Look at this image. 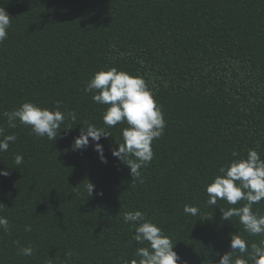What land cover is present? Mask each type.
Returning a JSON list of instances; mask_svg holds the SVG:
<instances>
[{
	"label": "trees",
	"instance_id": "obj_1",
	"mask_svg": "<svg viewBox=\"0 0 264 264\" xmlns=\"http://www.w3.org/2000/svg\"><path fill=\"white\" fill-rule=\"evenodd\" d=\"M0 7L11 20L0 43V126L17 137L0 153V170L10 172L0 176V216L9 221L0 229V264H131L147 246L123 221L135 210L185 264H216L231 251L232 234L251 252L261 238L220 211L244 202L209 205L205 187L248 149L264 159V0H0ZM113 67L143 77L166 123L142 183L111 155L126 125L106 128L107 106L83 91ZM57 101L76 119L66 118L54 141L18 121L9 128L2 115L24 102L55 110ZM88 124L112 134L99 141L107 163L91 143L71 147ZM185 205L199 214H185ZM253 211L264 213V200ZM29 246L31 256L18 254Z\"/></svg>",
	"mask_w": 264,
	"mask_h": 264
},
{
	"label": "clouds",
	"instance_id": "obj_2",
	"mask_svg": "<svg viewBox=\"0 0 264 264\" xmlns=\"http://www.w3.org/2000/svg\"><path fill=\"white\" fill-rule=\"evenodd\" d=\"M10 22L9 15L0 7V43L7 38ZM83 91L92 93L94 103L107 106L102 116L106 128L118 124L126 125L121 129L122 142L111 150V155L128 167L132 179H138L142 183L140 170L152 161V142L161 137L166 127L161 108L157 105L146 81L141 76H132L113 67L106 71H97L87 81ZM59 107V101L55 110L24 102L2 115L7 118L9 128L17 127L18 121L19 124L29 127L37 138L46 137L54 141L65 119H76L75 112L64 113ZM4 131V127L0 126V153L6 152L9 144L17 139L14 134L5 135ZM110 135L112 136L111 132L105 128L88 124L80 129L71 147L74 151H82L91 143L100 162L107 163L103 145L99 141L102 137L107 138ZM232 156L238 157L239 154L233 152ZM14 163L17 166L21 165L23 156L15 155ZM9 175V171L0 170V176ZM94 188L95 185L89 182L86 186L89 195L93 193ZM205 192L208 196L207 203L212 206H216L218 200H224L229 205H237L243 201L240 207L220 209L222 219L230 221L232 217H237L245 232L261 238L258 244L251 245L249 253L246 240L232 234L229 242L231 251L220 255L216 264H249V260L251 264H264V213L253 211V205L264 200V159L260 154L254 149H248L246 157L232 159L225 166H221L212 182L206 185ZM3 206L0 204V207ZM183 211L187 215L197 216L200 210L198 207L185 205ZM123 221L134 229L132 238L138 244L147 245L136 250L137 259H133L131 264H178V262L185 264L173 250L171 239L165 236L162 229L152 223L143 212L139 210L125 212ZM0 229L5 232L9 230V221L4 216H0ZM25 231H31V226H25ZM237 251L242 256L248 254L249 258L233 259V253ZM18 254L31 256L33 249L30 246L21 247ZM66 255L70 257L72 253L68 252Z\"/></svg>",
	"mask_w": 264,
	"mask_h": 264
}]
</instances>
